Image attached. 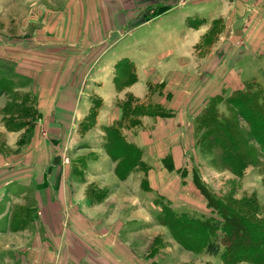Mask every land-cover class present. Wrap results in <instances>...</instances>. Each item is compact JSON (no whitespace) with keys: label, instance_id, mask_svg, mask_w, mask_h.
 Listing matches in <instances>:
<instances>
[{"label":"crops","instance_id":"obj_1","mask_svg":"<svg viewBox=\"0 0 264 264\" xmlns=\"http://www.w3.org/2000/svg\"><path fill=\"white\" fill-rule=\"evenodd\" d=\"M14 1L16 9L4 16L8 33L0 37L18 43L0 42V54L15 55L38 90L37 121L22 144L28 115L20 113L14 126L0 109V264H145L135 228L142 214L150 218L156 210L154 200L179 213L203 212L187 189L207 208L193 179L196 118L212 99L243 90L262 71L240 68L259 36L254 12H232L244 21L235 34L244 43L224 29L211 47L205 38L213 29L171 14L173 0H152L161 4L149 6L150 14L140 12L143 0ZM127 112L138 125L123 122L121 132L141 152L143 170L118 179L102 149L65 160L81 152L73 135L82 124L101 131Z\"/></svg>","mask_w":264,"mask_h":264},{"label":"rangeland","instance_id":"obj_2","mask_svg":"<svg viewBox=\"0 0 264 264\" xmlns=\"http://www.w3.org/2000/svg\"><path fill=\"white\" fill-rule=\"evenodd\" d=\"M151 1L152 0H150V2L149 0H143L141 2L140 12L142 14H150L149 6L152 8L158 4H161L152 3ZM255 1L257 0H173L171 4L174 10L171 14H187L188 17L185 19L189 25H203L205 31L208 30V28L213 29L214 35H209L205 38L207 46L213 47L212 44H216V41L219 40V36L216 37L217 33H222L224 29V31L229 30L230 34H234V36L231 37V40L235 44H240L241 42L244 43V36H235L236 32L242 34L244 21L241 19V16L234 17L233 13L237 14L241 9L244 8L250 13L254 12V18L252 21L254 24H258V27L256 26L255 32L258 33L259 36L254 40L253 51L252 53L248 54L250 57L247 56V58L243 60V62L240 64V68L245 69L247 73H253L256 71L258 72L259 67L262 66L263 73H261L262 71L258 72V77L256 78L263 79L264 81V0H258L261 3L260 9H257L258 14H255ZM15 2L16 1L14 0H0V34L5 35L8 33V30H6L3 23L5 21L4 16L9 14L13 8L16 9L14 4ZM159 13H164V11L158 12L157 14ZM216 18L218 19L212 22V20ZM187 23L185 24L186 26H188ZM32 28L34 27H30L29 30ZM188 28V33L191 35H189L190 40L191 38H193L194 41L197 40V34H195L190 27ZM35 30L36 29L34 28V31ZM12 31H14V35L21 33L20 28L13 29ZM0 42H2V44L18 43L15 42V40H13V42H8L7 37H0ZM199 55L200 54L197 52L193 54L188 53L187 59L191 62L192 60L198 58ZM6 56L0 54V109L4 108L8 113H10L8 120L12 122L13 125L17 124V118L20 113L23 115H28V125H30V127L24 133H22L20 139L22 140L21 142H23L22 144H25L35 134V121H37V118L35 110L36 97H34V93H37L38 90L36 87L30 85V78L26 75H23L20 68H17V62L15 61L16 59L14 57L15 55L12 54L10 58ZM257 58L260 61L258 65L255 64V59ZM223 61L226 62L225 59H223ZM230 95L231 94H227V96L223 97L227 98ZM20 99H23L21 100L22 102H20ZM229 109L232 108L223 102H220L218 105V110L224 115H228ZM243 127L246 128V125L243 124ZM198 129L200 128L198 127ZM101 131L94 128L91 129L89 124H82L79 127L78 133L73 135L77 137V146L74 150H81V152L79 153L78 157H73L75 151L73 153H69V155L65 156V160L67 161L68 159L69 163H74L76 159L82 156H87L85 154H87L92 148L102 149V153H105L104 151L108 142L106 128L103 127ZM201 132L203 131L200 130L199 133V130L197 131L196 129V142ZM39 134H41L40 131ZM198 148L199 154L196 156L198 164L195 168L199 172L201 181L205 184L209 191L218 197H232L236 200H240L243 197L254 196L261 207V214L264 216V158H260V163L262 165L258 167H249L240 177H237L228 170L223 169L222 167L213 163L214 153L208 154L205 149L200 147ZM92 154L95 155L96 153L93 152ZM111 161L115 163L114 171L116 174L118 162H115L112 159ZM143 169L144 168L141 167V170ZM140 176H142L141 173ZM80 177L83 180L84 177ZM202 177H204V180ZM83 182H85V180L81 183ZM191 188L194 190V186ZM190 192V190L185 189L187 198L192 200L193 204L201 206L203 212H188L186 214L190 217H198L199 219L200 217L210 218V210L206 208V203L203 198L195 199L190 196V194H188ZM154 203L158 207H156L155 211L150 212V218L147 214H142L141 222L136 224V226L140 227L138 229L135 228V231L139 233L138 239L142 250V260L145 264H224L220 258V255H210L205 252L193 253L180 246L173 239L170 231L166 227L160 226L157 222V214L159 211H161L162 206L166 204L160 199L154 200ZM177 213H179V211ZM155 221L157 225H155ZM152 258L154 259L152 260ZM238 264L249 263L243 262Z\"/></svg>","mask_w":264,"mask_h":264},{"label":"trees","instance_id":"obj_3","mask_svg":"<svg viewBox=\"0 0 264 264\" xmlns=\"http://www.w3.org/2000/svg\"><path fill=\"white\" fill-rule=\"evenodd\" d=\"M220 102L232 108L228 110V115L218 110ZM129 116L131 114L125 113L122 122L106 128L108 142L105 152L118 162L116 175L122 181L132 169L143 167L141 152L128 144L121 132L124 124L138 125L137 119ZM196 126L199 133L203 131L198 136L197 145L208 154L214 153L215 165L237 177L249 167L262 165L263 79L254 77L243 90L235 91L227 98L212 99L196 118ZM193 179L207 202L211 217H190L175 212L166 204L157 214L158 224L166 227L173 239L187 251L220 255L224 264H264V216L256 197H243L240 200L218 197L209 191L196 172Z\"/></svg>","mask_w":264,"mask_h":264}]
</instances>
